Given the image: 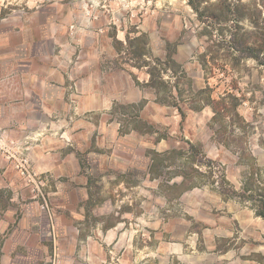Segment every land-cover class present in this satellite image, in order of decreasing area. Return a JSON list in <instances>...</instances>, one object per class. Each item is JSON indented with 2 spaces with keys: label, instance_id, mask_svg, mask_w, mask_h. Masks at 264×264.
<instances>
[{
  "label": "rangeland",
  "instance_id": "obj_1",
  "mask_svg": "<svg viewBox=\"0 0 264 264\" xmlns=\"http://www.w3.org/2000/svg\"><path fill=\"white\" fill-rule=\"evenodd\" d=\"M16 1L19 0H0V16L9 11L10 5L4 7L6 3ZM89 1L98 5V0ZM241 1L246 4L243 10L247 14L260 12L262 19L264 6L257 4L258 0ZM132 4L137 6H132L133 12L121 9L122 16H133L130 30L139 32L147 28L152 36L144 34L129 44L114 45L122 60L150 63L153 85L164 105L161 109L148 108L146 113L158 121L161 129L155 130L145 120L133 118L129 122L143 133L155 131L137 138L122 137L121 144L126 148H120L118 154L122 162L128 161L131 166L99 167L97 160H93L92 167L85 169L92 177L88 182L81 177L75 182L74 178L62 176L56 183L39 185L37 203L57 213L53 235L48 232L51 228L44 212L33 218L26 214L30 197L10 200L13 190L0 184V208L11 213L7 230L0 231V256L9 257L6 264H188V256H182L180 262L169 252L175 243L184 240L203 264H264V239L245 240V249H238L240 241L233 238L239 235L241 227L230 213H220L217 235L214 231L202 235L205 223L199 220L205 219L211 225L213 214L224 210L212 190L228 189L220 182L222 173L237 187L247 180L254 197L264 193V50L261 62L233 52L232 61L226 60L224 64L219 59L222 50L216 51L215 37L209 33L215 21L206 13L196 15L187 0H132ZM140 4L145 7L138 8ZM143 11L150 15L146 18ZM239 25L250 34V39L260 36L264 47V20L254 26L245 18ZM164 59L170 69L167 84L160 80ZM222 98L217 106L215 101ZM216 106L218 114L214 115ZM135 110L141 114L139 108L132 112ZM166 131L174 136H169L165 144L175 149L156 156L149 171L148 153L143 149ZM188 144L206 151L204 163L224 166L225 172L218 168L213 175L220 184L193 190L183 184H171L180 181L184 169L197 168L194 162L201 156L189 152ZM130 145L133 152L126 150ZM208 171L206 176H210ZM5 175L23 182L13 164ZM251 176L253 179L248 181ZM86 191L88 196L82 199ZM181 192L182 201L178 197ZM233 201L239 211L254 212L252 202L238 197H233ZM209 227L212 230L213 226ZM27 229L32 232L26 233ZM52 236L62 239L54 241ZM36 242L39 247H34Z\"/></svg>",
  "mask_w": 264,
  "mask_h": 264
},
{
  "label": "crops",
  "instance_id": "obj_2",
  "mask_svg": "<svg viewBox=\"0 0 264 264\" xmlns=\"http://www.w3.org/2000/svg\"><path fill=\"white\" fill-rule=\"evenodd\" d=\"M6 4L5 8L10 5L9 11L0 16V184L13 190L10 200L30 197L26 214L33 218L44 212L51 228L48 232L53 235L57 213L37 203L38 183H56L62 176L74 178L75 182L81 177L88 182L92 177L85 169L92 167L93 160H97L99 167L131 166L128 161L122 162L118 154L125 147L122 137H142L161 129L158 121L146 113L148 108L161 109L164 105L153 85L150 63L122 60L114 45L128 44L144 34L150 38L152 34L147 28L139 32L130 30L133 16H122L121 9L133 12L132 0H98L96 6L89 0H19ZM144 7L140 4L138 8ZM162 66L160 79L167 84L170 69L165 59ZM135 108L141 114L132 112ZM180 116L182 120L181 113ZM133 118L145 120L155 130L143 133L129 122ZM172 132H161L153 145L143 149L148 153L149 171L156 156L175 149L165 144L169 136H174ZM132 146L126 150L133 152ZM199 150L207 157L205 150ZM11 164L23 182L6 177ZM217 166L225 172L223 165ZM22 167L28 172L22 174ZM224 175L234 189L241 188L242 181L237 187ZM24 184L27 191L20 187ZM171 184H182V174L178 183ZM212 190L224 210L213 214L211 225L199 219L205 223L202 235L208 236L211 231L217 235L220 213L228 212L241 227L239 235L233 238L240 241L238 249H245V240L264 239V218L255 212L239 211L233 198L224 196L217 187ZM83 194L85 197L81 198H87V191ZM178 197L182 201V192ZM9 214L10 211L0 208L1 232L9 226ZM209 226H213L212 230ZM70 227L79 231L74 225ZM25 232L30 234L32 230ZM52 237L54 241L62 239ZM187 242L175 243L169 252L180 262L182 256H188V264H203ZM37 246L39 242L34 243ZM8 258L1 254L0 263L6 264Z\"/></svg>",
  "mask_w": 264,
  "mask_h": 264
},
{
  "label": "trees",
  "instance_id": "obj_3",
  "mask_svg": "<svg viewBox=\"0 0 264 264\" xmlns=\"http://www.w3.org/2000/svg\"><path fill=\"white\" fill-rule=\"evenodd\" d=\"M261 1L263 3H261ZM257 2V4L261 5V7L264 6V0H258ZM187 3L199 17L206 13L212 17L213 21H215L209 33L215 37L213 41L217 47L216 51L219 52L222 50L220 53L221 57L219 59L223 61L224 64H227L226 60H229V62L232 61L233 58L231 56L233 52L242 54L241 56L243 58L252 57L256 61L261 62L260 57L263 56V53L261 52L264 50L262 38H260V36H255L250 39V34L248 32L242 31V27L239 25V22L242 21V19L248 18L254 24V26H258L260 20H264V16L261 19L260 12L247 14L243 10L246 4L242 3L241 0H217L214 3L208 0H187ZM202 3H205L206 5H201ZM257 33L261 34L260 32ZM199 35H202L201 32ZM136 39L137 38H135V40ZM160 80L162 83H165L162 79ZM221 100H223V98L219 101H215L217 106ZM217 106L214 107V115L218 114ZM222 110L226 111L227 108L223 106ZM189 149V152L195 151L201 157L196 159L194 162L195 167L197 166L196 169L192 167L191 170L186 171V169H184V171H182L183 185H186L187 188H192L194 186H201L203 184L212 185L216 183L218 185L220 182H222L227 185L228 189H226V191L219 190L220 193H222L227 198L238 197L241 199V201L252 202V209L255 214L264 218V193H258V197H254L251 194L252 189L246 185L247 180L242 181V186L237 191L225 179L224 173H222L223 175L221 176V181L219 182V180L213 176L214 174L216 175V170H219V167L217 165H212L211 163H204L202 159L205 157V155L196 147V145L189 144L187 150ZM198 166L200 168L201 166H204L207 169L200 171ZM207 170H209L208 172H210V176H206ZM255 174H257V172H255ZM210 178L212 179L210 180ZM252 179L253 178L251 176L248 178V181Z\"/></svg>",
  "mask_w": 264,
  "mask_h": 264
},
{
  "label": "built area",
  "instance_id": "obj_4",
  "mask_svg": "<svg viewBox=\"0 0 264 264\" xmlns=\"http://www.w3.org/2000/svg\"><path fill=\"white\" fill-rule=\"evenodd\" d=\"M21 169H22V170H21V173H22V174H25L26 172H28V170H27L26 167H24V168L22 167ZM38 186H39V183L37 184V187H38ZM40 195H41L42 197H44V195H43L42 193H41Z\"/></svg>",
  "mask_w": 264,
  "mask_h": 264
}]
</instances>
